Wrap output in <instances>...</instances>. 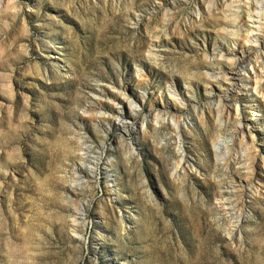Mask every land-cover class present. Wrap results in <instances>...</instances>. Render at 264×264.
Segmentation results:
<instances>
[{
    "label": "rangeland",
    "instance_id": "obj_1",
    "mask_svg": "<svg viewBox=\"0 0 264 264\" xmlns=\"http://www.w3.org/2000/svg\"><path fill=\"white\" fill-rule=\"evenodd\" d=\"M201 2L0 0V264H264V99L247 151L207 76L242 40Z\"/></svg>",
    "mask_w": 264,
    "mask_h": 264
},
{
    "label": "bare ground",
    "instance_id": "obj_2",
    "mask_svg": "<svg viewBox=\"0 0 264 264\" xmlns=\"http://www.w3.org/2000/svg\"><path fill=\"white\" fill-rule=\"evenodd\" d=\"M219 1L220 6H218V0H202L201 3L203 5L206 4V11L210 15L215 14V12L218 11L222 12L223 17L230 21L233 25L229 34L236 37L239 36L242 42L238 43L232 40V49H214L215 53L214 55L212 54V62H207L211 66H216V69L221 70L223 69L221 68L223 65L221 60H225L227 63H224L227 64L228 69L231 72L228 76L222 72L215 75L207 74L210 79L216 80L217 78H220L225 83V86L222 87L224 88V91H221L223 92V97L219 98L218 101L216 100L217 102L213 107L219 123H224L230 119L233 120L236 124L234 131L237 141L239 140L238 142L247 147V151H251L254 146L252 141L254 140L252 135H247L245 132V126L241 123L239 108L236 104V100L237 95L242 92H244L246 96L250 97V100L253 102L259 101L260 99L258 97L264 99V0ZM166 13L167 11L162 10V18L167 16ZM194 14L196 20L200 21L202 19L200 8L196 9ZM165 20L168 22L167 24L170 27L176 29V26L174 25V27L173 23L170 22L169 19ZM246 22L247 25L245 31H241L240 27ZM151 55L156 57L157 54ZM218 72L219 71H217V73ZM209 92H211V90H209ZM167 93L170 99L174 98L179 101V98H176L177 94L175 93V89L168 88ZM255 107H257V105ZM255 114L251 113L252 116ZM256 118L251 119L256 120ZM171 122L178 131L181 129L183 130V127L178 120L172 117ZM180 132L182 133V131ZM248 153L251 161L246 166V170L250 171L249 175L252 176L257 162H260L262 166H264V159H257L255 155L250 152ZM176 167L182 172L193 170V165L185 157L181 158L180 164H177Z\"/></svg>",
    "mask_w": 264,
    "mask_h": 264
}]
</instances>
